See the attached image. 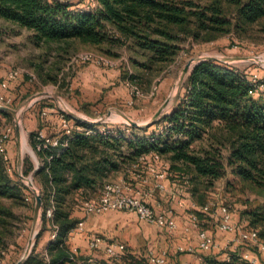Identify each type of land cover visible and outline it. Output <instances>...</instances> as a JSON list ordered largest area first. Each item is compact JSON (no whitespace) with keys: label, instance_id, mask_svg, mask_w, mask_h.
<instances>
[{"label":"trees","instance_id":"1","mask_svg":"<svg viewBox=\"0 0 264 264\" xmlns=\"http://www.w3.org/2000/svg\"><path fill=\"white\" fill-rule=\"evenodd\" d=\"M226 1L235 6L237 18L244 24L264 18V0ZM84 2L93 5L92 8L66 0H0V20L33 31L36 46L44 47L47 52L54 49L59 56L69 53L75 43L96 47L129 43L147 57L146 62L138 63L148 69L174 59L179 49L176 43L179 33L188 30L194 35L196 30L223 32L233 24L222 0ZM131 78L139 79L137 75ZM262 84L264 81L253 82L231 64L202 60L187 75L184 90L171 111L153 123L164 122L163 132L152 131L149 136L146 133L149 126H132L135 133L130 136L122 129L116 130V135H87L76 129L72 138L62 133L61 142L69 139L66 145L60 143L49 149L37 147L43 160L36 178L42 188L44 216L46 218L45 211L51 205L53 227L58 229L57 240L51 241L45 249L51 263L80 264L77 254L72 258L68 243L71 230L84 218L74 215V204L100 195L112 174L128 171L139 163L142 155L155 152L170 163L173 178L182 181L189 177L190 191L200 206L208 204L202 199V189L208 191L218 179L230 173L264 192ZM1 113L11 116L6 110ZM64 114L77 124L91 125ZM31 136L36 144L40 142L38 135L32 133ZM3 160L1 155L0 195L18 196V188L4 175ZM145 164L140 163L133 172L143 174ZM197 214L201 215L199 211ZM254 221H264V215L255 213ZM44 256L34 248L24 264H45ZM132 260L128 259V264ZM0 264H6L1 256ZM226 264L247 263L236 259Z\"/></svg>","mask_w":264,"mask_h":264},{"label":"rangeland","instance_id":"2","mask_svg":"<svg viewBox=\"0 0 264 264\" xmlns=\"http://www.w3.org/2000/svg\"><path fill=\"white\" fill-rule=\"evenodd\" d=\"M66 1L80 2L81 6L89 9L93 6L85 3V0ZM198 1L206 3L208 0ZM222 1L233 21L227 31L196 30L195 35L189 30L179 33L180 38L176 41L179 49L174 59L166 64H156L153 69L139 64L146 62L147 57L135 51L129 43L104 44L101 47L75 43L73 49L69 53L63 52L62 56L54 49L47 52L44 48H33L21 43V49L8 56L0 42V71L6 72V76H0V84L6 82L5 87L0 86V91L11 99L7 107L18 112L17 116L11 113L10 117L0 113V136L10 132L7 143L10 161L7 163L3 160L6 165L3 172L19 193L18 196L0 195V256L6 264L20 261L31 240L34 243L32 251L36 248L38 253L45 255L40 240L45 230L53 232L54 229L53 215L48 216L51 205L45 211L46 218L44 216L39 219L35 226L36 193L29 186L27 178L42 167L43 160L31 136L33 132L49 138L61 137L64 128L60 116L68 114L69 109L90 119L88 122L96 129H122L128 135H133L135 132L132 125L127 123L123 114L142 125L152 121L168 97L177 93L179 95L184 90L186 79L181 82V74L185 65L196 57H231L232 60L225 63L247 74L250 80L256 79V83L264 81V18L252 24H244L238 20L235 6L226 0ZM83 55H100L110 62H86L81 59ZM12 69H20L22 72L10 82L8 73ZM131 75H137L139 79L134 80ZM174 102L175 99H172L161 116L171 111ZM109 112L106 121L96 122ZM17 121L21 126L20 141L16 135ZM148 126L146 133L149 136L152 131L163 132L165 129L164 122ZM133 171L130 168L126 172H116L109 181L127 178L126 173H129L130 178L127 179L134 187L153 191L152 197L161 201V190L154 187L155 183L147 184L152 179L150 172L145 169L140 177H135ZM33 181L41 193L36 174ZM143 181H147L146 184H142ZM201 193L203 201L212 206L213 213L222 203L235 206L247 220L248 226L260 227L261 236L264 237V221L252 222L255 213L264 215V192L259 187L230 173L218 179L208 191L203 192L202 189ZM73 212L77 213V217L81 216L79 213L83 214L80 201L74 204ZM36 232H39L38 236H35ZM117 239L120 240L118 237L112 240ZM126 245L128 252L120 259H113L102 252L98 253V261L89 262L87 255H80L78 259L80 264H128V259H133L131 264H150L146 244L142 245L140 252L135 253L131 252V246ZM245 251L258 256V264H264V257L256 246L245 243L240 246L239 252ZM228 253L232 255L237 252ZM83 259L86 262L83 263ZM222 263L226 264L223 260Z\"/></svg>","mask_w":264,"mask_h":264},{"label":"built area","instance_id":"3","mask_svg":"<svg viewBox=\"0 0 264 264\" xmlns=\"http://www.w3.org/2000/svg\"><path fill=\"white\" fill-rule=\"evenodd\" d=\"M83 61L95 62V63H109L110 61L100 55H83L81 57ZM77 60V59H76ZM22 71L20 69H12L8 73L9 79H15L19 77ZM256 82V79L255 81ZM0 86L5 87L6 82L0 84ZM262 86H264L262 84ZM139 91H137L138 93ZM11 101L10 98H6L0 91V113L1 108L9 105ZM64 132L69 138H72L74 130L84 131L87 135H110L117 134L116 130L112 129H96L95 126L89 125L83 127L77 124L74 120L68 119L63 113L60 116ZM130 136V135H129ZM10 139V132L4 133L0 136V154L3 156L4 160L8 163L10 157L8 154L7 143ZM39 144H37L38 149L45 148L49 149L51 146H56L58 144L66 145L69 141L67 139L65 142H61L60 137L49 138L44 134L40 133L38 135ZM146 163L143 170L147 169L154 177L155 184L154 187L163 191L165 189L164 181L171 174L170 173V163L165 161L159 154L152 152L150 154H145L140 157L139 163L133 164L132 168H139L140 163ZM11 171V168L8 167ZM140 174L135 173V177H140ZM182 186L186 190L190 188L189 177H185L182 180ZM153 191H144L138 186H133V184L126 178H122L117 181H108L104 184L99 196L91 197L89 199H84L82 204V210L84 213V218L78 222V224L71 230V233L79 234L85 231L86 218L90 215L101 214L109 211H127L137 214L141 221L149 224L156 225L162 229L174 230L177 229L178 223L173 215L168 212L158 211L156 207L149 203V198L152 197ZM196 203H193V209L196 208ZM221 216L217 222V227L219 230L232 234L224 246V250L228 253L237 252L240 255V261L247 264H258L259 258L250 251L239 252L240 246L245 243H250L258 248L260 251H264V237L261 236V228H250L248 226L247 220L242 219L236 221L234 219V214L237 211L235 206L222 203L220 206ZM200 210L203 213H212L213 209L210 203L200 206ZM53 215V207L48 209V216ZM186 231L195 230L198 236V246L203 251H211L218 246L215 236L212 232L203 228L201 225L200 216L196 211H193L189 216V223L185 227ZM69 234V235H70ZM58 238V229L54 228L52 233V241H56ZM90 247L92 249H99L105 244V250L109 257L113 259H119L123 257L127 252V245L124 242L116 240H106L102 235L95 234L90 239ZM183 250V247L179 248ZM191 250V249H190ZM76 254V250H72ZM45 264H52L50 257L45 253ZM148 258L150 264H171L168 253L166 251L156 252L151 249L148 251ZM202 264H223L221 260H211L204 259Z\"/></svg>","mask_w":264,"mask_h":264},{"label":"crops","instance_id":"4","mask_svg":"<svg viewBox=\"0 0 264 264\" xmlns=\"http://www.w3.org/2000/svg\"><path fill=\"white\" fill-rule=\"evenodd\" d=\"M32 35L33 31L27 28L0 20V42L5 55H12L21 49V43H26L33 48H44L34 44ZM2 75L3 77L6 76V72L0 71V76ZM150 177L152 179L149 182L143 181L142 184H146V182L149 185L155 183L151 173ZM181 183V180L173 178L170 174L164 181L165 189L161 193L159 192L161 201H157L153 197L148 199L149 203L154 205L158 211L168 212L176 218L177 229H162L156 225L146 223L141 221L137 214L133 212L109 211L87 217L85 231L69 235L70 248L76 250L78 256H89L87 258L89 262L98 261V258H100L98 253L102 252L107 255L105 244L99 249H92L89 242L93 235L101 234L106 240L118 237L120 240L117 239L116 241L127 243L132 247L131 252L133 253L140 252V248L144 244L147 246V256L148 251L151 249L158 253L166 251L171 264H202L204 259L223 260L226 263L235 262L236 259H239L238 254L233 253L230 255L224 250L225 243L232 237V234L221 231L217 227V222L221 216L220 208L218 207L215 213H203L200 210V205L195 202L192 193L188 189L185 190ZM193 203L197 205L194 209ZM193 211L200 212L202 227L212 232L216 238L218 246L211 251L201 250L198 246L197 232L195 230L186 231L185 229L189 223V216ZM76 214L74 213V215ZM83 214L79 213L80 218L84 217ZM234 219L236 221L245 219L238 208L234 214ZM52 233L48 229L44 231L43 238L40 240V245L44 246V250L52 241ZM180 247H183V250H180ZM259 252L264 257V251L259 250ZM239 261L237 260V262Z\"/></svg>","mask_w":264,"mask_h":264},{"label":"water","instance_id":"5","mask_svg":"<svg viewBox=\"0 0 264 264\" xmlns=\"http://www.w3.org/2000/svg\"><path fill=\"white\" fill-rule=\"evenodd\" d=\"M206 59H211V60H217V61H221V62H228L229 60H232L231 57H224V58H219V57H216V56H207V57H196V58H193L192 60H190L184 67L183 69V72L181 74V77H180V81L183 82L187 75L189 74V72L191 71V69L197 64L199 63L200 61L202 60H206ZM178 93L173 96V97H168L165 102L162 104V106L160 107V109L158 110V112L155 114V116L153 117V120L150 121L149 123L145 124V125H142L136 121H134L132 118H130L129 116L124 115V117L126 118V121L128 124L132 125V126H136V127H145V126H148L149 124H152V123H155L161 116L162 112L166 109V107L170 104L171 100L172 99H177L178 98ZM59 98V97H58ZM1 110H6V111H9L10 113H12L13 115L17 116L18 112L17 110H14L10 107H3L1 108ZM67 113L68 115H70L73 119H77V120H80V121H91L90 119L82 116V115H79L71 110H67ZM108 115H110V112L101 117L99 120H97L96 122L98 123H102L104 121L107 120V117ZM16 135H17V138L18 140L20 141V138H21V126H20V122L17 121V124H16ZM38 170V169H37ZM37 173V171L35 170L34 171V175ZM33 175V176H34ZM33 176L30 177V178H27L28 180V184L29 186L34 190V192L36 193V205H35V215H34V220H35V226L37 225L39 219H43L44 218V202H43V196H42V193H39L37 191V188L35 187L34 185V181H33ZM39 232H36L35 233V236H38ZM34 246V243L33 241L31 240L30 243H29V248L27 249L25 255L23 256V258L18 261L16 264H23L24 260L30 255L31 251H32V247Z\"/></svg>","mask_w":264,"mask_h":264}]
</instances>
